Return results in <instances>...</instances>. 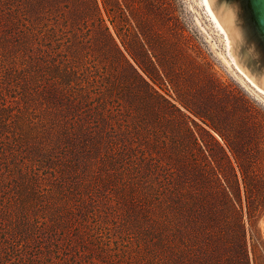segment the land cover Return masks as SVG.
Instances as JSON below:
<instances>
[{
    "label": "trees",
    "instance_id": "1",
    "mask_svg": "<svg viewBox=\"0 0 264 264\" xmlns=\"http://www.w3.org/2000/svg\"><path fill=\"white\" fill-rule=\"evenodd\" d=\"M74 2L0 0V264H213L223 200L247 254L214 137L126 58L97 0ZM103 5L140 40L128 6Z\"/></svg>",
    "mask_w": 264,
    "mask_h": 264
},
{
    "label": "rangeland",
    "instance_id": "2",
    "mask_svg": "<svg viewBox=\"0 0 264 264\" xmlns=\"http://www.w3.org/2000/svg\"><path fill=\"white\" fill-rule=\"evenodd\" d=\"M97 1L126 58L151 83L139 65L152 70L155 76L171 78L168 99L202 124L215 139L205 136V146L220 161V189L223 193L230 192L236 208L244 212L248 247L246 254L238 236L235 237L238 227L233 212L225 200L220 201L218 221L212 223V230L216 231L210 241L215 247V257H210L213 264H264V247L258 242L261 236L264 246L263 95L225 61L222 36L199 0H119L134 17L131 27L125 23L127 29L134 32L139 29L142 33L140 40L134 34L129 35L124 45L103 0ZM74 5L81 11L87 8L89 0H75ZM116 23L121 25L124 21L118 17ZM80 28L84 26L80 24ZM146 48H152V54ZM153 84L165 93L158 83ZM249 205L258 219L256 231L252 232L247 219ZM251 233L257 248H253Z\"/></svg>",
    "mask_w": 264,
    "mask_h": 264
},
{
    "label": "water",
    "instance_id": "3",
    "mask_svg": "<svg viewBox=\"0 0 264 264\" xmlns=\"http://www.w3.org/2000/svg\"><path fill=\"white\" fill-rule=\"evenodd\" d=\"M237 67L264 91V0H206Z\"/></svg>",
    "mask_w": 264,
    "mask_h": 264
},
{
    "label": "bare ground",
    "instance_id": "4",
    "mask_svg": "<svg viewBox=\"0 0 264 264\" xmlns=\"http://www.w3.org/2000/svg\"><path fill=\"white\" fill-rule=\"evenodd\" d=\"M203 10L205 11L206 15L208 16L209 20L211 21V23L213 24L214 28L218 31V33L221 34L222 39H223V43H224V47H225V61L229 64L232 65L242 76V78L249 83L253 89L255 88L257 91H259V93H261L263 95L264 98V91L261 90L260 88H258L238 67L237 65L234 63L230 53H229V42L227 39V35L225 33V31L223 30V28L221 27V25L219 24V22L217 21V19L215 18L214 14L212 13V11L210 10L207 1L206 0H199ZM248 84V85H249ZM254 89V90H255Z\"/></svg>",
    "mask_w": 264,
    "mask_h": 264
}]
</instances>
